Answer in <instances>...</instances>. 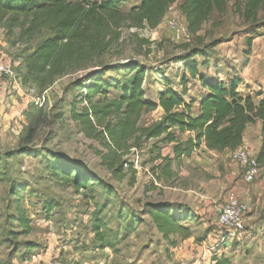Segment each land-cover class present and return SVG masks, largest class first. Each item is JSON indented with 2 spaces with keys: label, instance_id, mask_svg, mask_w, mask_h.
Instances as JSON below:
<instances>
[{
  "label": "rangeland",
  "instance_id": "obj_1",
  "mask_svg": "<svg viewBox=\"0 0 264 264\" xmlns=\"http://www.w3.org/2000/svg\"><path fill=\"white\" fill-rule=\"evenodd\" d=\"M136 6L139 0H128L120 6L125 19L109 35V45L103 54L77 66L45 90L33 84L23 85L21 80L26 57L51 34L44 31L30 43L20 45L18 29L10 31L6 28V19L0 20V61L11 65L21 82L20 89H12L11 82L0 81V264H46L54 258L63 264H214L222 258L231 264H264L261 239L264 229L260 230L263 236L252 242L246 239H252L257 233L250 228V223L246 224L244 232L231 236L218 225L220 211L215 208L193 213V220L183 223L192 238L179 241L175 237L177 247L171 248L144 213L145 206L186 203L193 194L189 189L203 188L186 177L178 180V173L171 182L157 180L159 171L155 168L160 162H152L153 141L142 143L121 157L119 162H125L127 167H123L118 178L109 168L111 155L104 145L106 140L97 135L87 137L81 126L70 118L72 108L79 112L85 106L76 103L80 93L73 90L72 84L94 67L126 60H134L147 69L144 74L146 99L157 101L158 94L165 89L162 77L181 92L183 74L189 80L187 97L197 98L202 92L201 85L192 84L182 63L177 61L195 49L203 50L208 56L207 66L198 68L202 74L223 82L227 78H238V92L244 95L254 97L258 92L264 93V6L256 20L246 21L243 17L245 1H228L222 14L211 12L195 36L185 31L180 38H175L168 28L172 20L186 26L178 2L169 6L155 29L129 26L132 9ZM251 39L248 50L247 40ZM203 62L201 57L196 58L198 65ZM106 77L121 80L122 74L108 73ZM116 96L110 93L108 97ZM59 114L63 115L62 119L58 118ZM161 116L160 110L144 113L138 126H150ZM50 153L79 162L93 172L98 183L90 190L76 193L52 175L48 168L52 159ZM135 159H138V170L132 165ZM149 174L155 175V183ZM12 190L19 197H15ZM95 203L107 204L100 218L113 231V249L99 250L94 242L90 217ZM48 204L53 206L51 212L45 209ZM192 204L199 203L193 201ZM17 206L20 212L16 211ZM19 213L31 222L29 235H19L21 228L11 221V217ZM120 214L125 218L122 221ZM126 222H133V231L126 228ZM26 243L33 244L34 249L28 251Z\"/></svg>",
  "mask_w": 264,
  "mask_h": 264
},
{
  "label": "trees",
  "instance_id": "obj_2",
  "mask_svg": "<svg viewBox=\"0 0 264 264\" xmlns=\"http://www.w3.org/2000/svg\"><path fill=\"white\" fill-rule=\"evenodd\" d=\"M127 1L0 0V20L6 19V28L10 31L18 29L17 41L20 45L30 43L44 31L51 34L26 57L22 84H33L37 89L45 90L77 66L103 54L109 45V35L125 19L120 13V6ZM228 1L232 0H139V6L132 9L129 26L155 29L169 6L178 2L187 32L195 36L202 24L208 21L211 12L215 10L222 14ZM244 1L243 17L246 21L256 20L264 0ZM252 39L247 40L248 50ZM197 57H201L204 62L198 65ZM207 58L203 50L195 49L177 60L182 63L190 81L197 80L200 83L202 92L197 98L187 97L186 84L189 80L183 74L179 93L162 77L165 89L158 94L156 102L145 98L144 74L147 69L138 62L126 60L110 66L94 67L72 84L73 90L80 93V100L76 103L85 106L79 112L72 108L70 118L81 126L87 137L97 135L106 140L104 145L111 155L109 168L118 178L122 175L123 167H127L125 162H119L121 157L142 143L153 141L150 150V154L154 155L152 162L161 161L155 168V171H159L157 180L171 182L176 174V170L171 167H178L182 158L190 157L202 142L211 151H234L242 145L247 125L257 120L262 123L263 142L256 161L264 166V93L258 92L254 97L244 95L238 92V78H227L223 82L202 74L198 68L207 66ZM108 73L122 74V79L106 77ZM82 90H85V94H82ZM110 93L117 96L109 98ZM96 97L98 99L92 101ZM194 104H197L196 113L191 110ZM157 109L162 111L158 121L147 127L138 126L144 113ZM48 110L51 114V109ZM58 118L62 119L63 115L59 114ZM187 134L188 137L183 139ZM168 146H172V157H162L161 149ZM50 156L52 159L48 168L52 175L71 186L76 193L90 190L98 183L93 172L79 162L60 154L50 153ZM104 188L109 189L106 186ZM13 195L19 197L15 191ZM106 208L105 203H95L90 217L91 232L99 250L115 247V242L111 240L113 231L100 218ZM45 209L51 212L53 206L48 204ZM16 211L20 212L18 206ZM144 213L171 248L177 247L178 238L179 241L192 238L188 227L183 225L194 218L188 207L154 203L147 204ZM119 219L122 221L125 218L120 214ZM11 221L21 228L19 235L30 234L31 222L23 213L12 216ZM132 223L126 225L131 231ZM196 241L200 242L199 239ZM25 246L28 251L34 249L31 243ZM215 264L231 263L222 258L216 260Z\"/></svg>",
  "mask_w": 264,
  "mask_h": 264
},
{
  "label": "crops",
  "instance_id": "obj_3",
  "mask_svg": "<svg viewBox=\"0 0 264 264\" xmlns=\"http://www.w3.org/2000/svg\"><path fill=\"white\" fill-rule=\"evenodd\" d=\"M191 82L197 86L200 85L196 80H191ZM11 86L14 89L15 86L12 84ZM199 89L201 90L200 86ZM8 99L12 100L13 98L9 97ZM191 110L196 113L197 104H194ZM187 137L188 134L183 136V139ZM262 142V123L257 120L255 123L247 125L243 134L242 145L237 149H243L250 156L256 158L262 148ZM171 148L172 146L164 148L163 153H161L162 157H172ZM232 153L233 151L228 150L222 152L208 150L202 142L200 147L190 157L182 158L178 167L173 165L171 168L178 173V180L186 177L185 179L193 181L195 186L199 185L203 189H189L188 192L193 193L189 195L192 200H189L190 198L188 197L189 199L187 198L188 202L186 203H171L182 204L188 207L194 214H201L204 211L209 212L214 208L219 212L226 193L231 190L249 208V212L245 218L246 224L250 223V228L256 230L257 234L252 239L248 237L246 240L252 242L263 236L260 234V230L264 229V171L252 184H245L242 181L238 164L232 159ZM193 201L199 204H192ZM261 239L264 241V236Z\"/></svg>",
  "mask_w": 264,
  "mask_h": 264
},
{
  "label": "built area",
  "instance_id": "obj_4",
  "mask_svg": "<svg viewBox=\"0 0 264 264\" xmlns=\"http://www.w3.org/2000/svg\"><path fill=\"white\" fill-rule=\"evenodd\" d=\"M184 21V19H183ZM169 30L175 38H180L187 31L186 26H182L179 22L172 20L168 23ZM188 33V32H187ZM8 80L13 86L20 89V78L11 65H7L0 61V81ZM232 159L238 164L242 175V181L245 184H252L264 171V166L260 165L256 158L250 156L243 149H236L232 153ZM133 168L138 170V159L132 162ZM155 175L149 174L150 179L155 183ZM249 212L247 204L239 200L236 193L228 191L220 212L218 214V225L227 230L231 236L236 233L245 231L246 215ZM47 264H63L58 258L50 260Z\"/></svg>",
  "mask_w": 264,
  "mask_h": 264
}]
</instances>
